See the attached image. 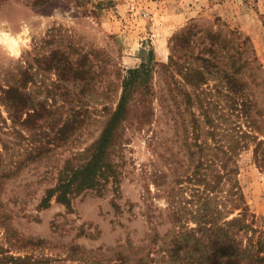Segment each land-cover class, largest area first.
Masks as SVG:
<instances>
[{"label": "rangeland", "instance_id": "1", "mask_svg": "<svg viewBox=\"0 0 264 264\" xmlns=\"http://www.w3.org/2000/svg\"><path fill=\"white\" fill-rule=\"evenodd\" d=\"M0 20L15 29L27 23L33 37L19 59L0 54V260L7 252L24 261L14 264H178L174 245L182 225L174 212L197 185L184 182L185 191L178 190L176 178L188 160L182 123L176 126L170 115L161 113L153 130H127L117 156L123 163L118 187L110 182L102 193L82 192L72 209L55 198L47 208L38 205L65 160L99 135L103 105L115 107L127 71L152 58L166 62L171 37L191 22L234 29L247 39L253 60L243 78L257 100L254 114L264 134V0H2ZM153 75L161 92L162 73ZM11 86L51 109L35 118L45 128L61 126L74 110L84 117L66 145L15 173L10 169L24 160L28 127L20 117L12 119ZM215 97L224 102L218 92ZM192 110L202 121L199 107ZM237 163L246 200L264 230V170L254 160L253 145ZM187 205L195 210L196 199ZM183 220L196 226L191 218Z\"/></svg>", "mask_w": 264, "mask_h": 264}, {"label": "trees", "instance_id": "2", "mask_svg": "<svg viewBox=\"0 0 264 264\" xmlns=\"http://www.w3.org/2000/svg\"><path fill=\"white\" fill-rule=\"evenodd\" d=\"M170 50L166 62L152 58L127 71L115 107L103 105L106 117L99 135L65 160L56 183L45 190L38 207H49L55 198L72 209L73 198L82 192L102 193L110 182L118 187L123 163L117 156L128 140L127 130H153L163 113L174 118L176 126L182 123L188 166L176 178L182 187L178 190L185 191L184 182L197 185L190 194L196 198L183 196L184 206L174 212L182 225L174 245L178 264H264V230L238 180L237 156L250 145L256 164L264 170V134L254 114L259 110L257 100L243 78L245 67L253 60L248 41L234 29L224 31L191 22L171 37ZM157 70L165 80L161 92L153 79ZM10 90L16 92L11 98L12 119L15 122L20 117L28 127L24 160L10 169L15 173L24 163L39 161L55 147L66 145L84 117L74 110L61 126L55 122L45 128L35 118L42 117V110L50 114L51 109L24 88L11 86ZM217 92L223 103L215 97ZM194 105L201 110L202 121L192 110ZM22 113L27 114L25 118ZM156 139L157 132L151 140ZM195 199L197 208L193 210L187 203ZM183 218H191L196 226H188ZM18 260L24 262L6 252L0 261L14 264Z\"/></svg>", "mask_w": 264, "mask_h": 264}, {"label": "clouds", "instance_id": "3", "mask_svg": "<svg viewBox=\"0 0 264 264\" xmlns=\"http://www.w3.org/2000/svg\"><path fill=\"white\" fill-rule=\"evenodd\" d=\"M32 39L31 27L27 23L15 29L9 21L0 20V54L17 60L25 50L31 49Z\"/></svg>", "mask_w": 264, "mask_h": 264}]
</instances>
